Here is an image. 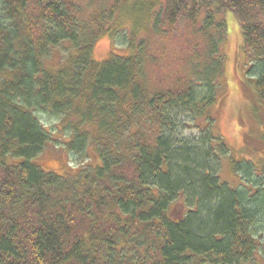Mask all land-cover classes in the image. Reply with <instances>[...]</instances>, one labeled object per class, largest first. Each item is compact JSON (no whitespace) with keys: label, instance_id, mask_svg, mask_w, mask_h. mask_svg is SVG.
I'll list each match as a JSON object with an SVG mask.
<instances>
[{"label":"trees","instance_id":"1","mask_svg":"<svg viewBox=\"0 0 264 264\" xmlns=\"http://www.w3.org/2000/svg\"><path fill=\"white\" fill-rule=\"evenodd\" d=\"M129 1L0 0V264L264 261V188L221 181L216 150L227 149L211 113L226 12L264 102V0ZM104 36H119L128 54L93 60ZM63 43L67 57L46 67ZM43 117L68 130L65 151L92 145L99 168L43 172L36 157L52 142ZM193 125L201 141L179 139ZM233 166L249 175L250 162Z\"/></svg>","mask_w":264,"mask_h":264},{"label":"rangeland","instance_id":"2","mask_svg":"<svg viewBox=\"0 0 264 264\" xmlns=\"http://www.w3.org/2000/svg\"><path fill=\"white\" fill-rule=\"evenodd\" d=\"M149 1L130 0L128 5H139L140 2L144 5ZM127 14L124 12L122 15L121 25L129 27L132 20L127 18ZM217 17L225 24L226 38L221 46V55L224 59L223 71L218 79L217 97L211 110L213 113L212 135L216 136L218 142L225 145L227 149L225 155H219L220 149L216 150L218 156H221L220 167L217 169L218 175L224 184L233 189L244 184L243 186L247 187L253 186V190H261L264 188V102L259 99L253 89L254 79L249 75L250 64L242 54V37L235 17L229 12ZM172 44L175 45V42L172 41ZM126 45L127 43L119 36L114 41L106 36L99 38L94 42L92 59L102 62L115 54L125 56L128 54ZM66 48L69 49V45L63 43L52 49L45 60L46 67L51 69L60 66L63 58L67 57L68 49ZM163 51L164 56H168V53ZM40 120L52 138V142L50 141L36 157L43 172L59 175H67L69 172L76 175L78 171L86 170L88 167L99 168V156L92 145H88L85 152L77 156L67 152L63 144L66 142L68 130L60 131L61 122L59 123L56 119L50 120L43 117ZM82 129L95 133V129L88 124ZM181 134L179 139L184 138L191 142L201 141L203 137L197 129H194V125L183 130ZM249 162L250 167L255 169V173L250 172L251 168L243 167L241 174L249 175L240 178L239 174L233 170V165L245 166ZM169 211L175 219L184 215L183 200L176 201L170 206ZM243 264H264V261L256 253L251 262Z\"/></svg>","mask_w":264,"mask_h":264}]
</instances>
